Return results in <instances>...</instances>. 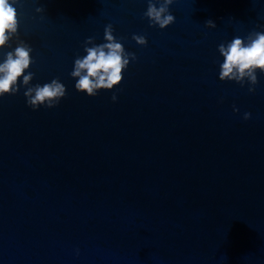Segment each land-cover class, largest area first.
<instances>
[{
  "label": "clouds",
  "instance_id": "clouds-1",
  "mask_svg": "<svg viewBox=\"0 0 264 264\" xmlns=\"http://www.w3.org/2000/svg\"><path fill=\"white\" fill-rule=\"evenodd\" d=\"M18 0H0V49L7 46L18 29L17 11L13 6ZM174 0H148L145 16L151 22L150 26H159L161 30L175 22V17L169 12V6ZM159 4V7H157ZM38 12L43 9L38 8ZM207 27L215 28L213 21L206 22ZM113 28L108 25L104 31L105 43L96 45L93 38L85 42L86 56L77 58L71 73L77 79L75 88L80 93L94 97L100 90H112L122 82L123 71L128 67L130 60H136L134 53H127L121 42L113 36ZM137 45L146 46L144 36L133 35ZM87 45H92L88 47ZM218 51L224 58L220 66L219 79L221 81H235L243 85L247 80L252 86L258 82L256 72L264 73V32H254L245 40L236 37L227 45H219ZM32 49L20 42L14 52H8L3 63H0V96L14 95L19 91L18 79L23 77L24 93L28 105L36 110L46 105L53 108L66 94V89L58 80H52L43 86L29 87L33 74L29 72ZM254 87L249 88L253 92ZM113 101L116 96L112 97ZM250 118L246 113L244 119Z\"/></svg>",
  "mask_w": 264,
  "mask_h": 264
}]
</instances>
